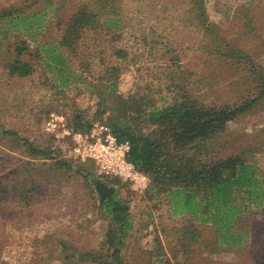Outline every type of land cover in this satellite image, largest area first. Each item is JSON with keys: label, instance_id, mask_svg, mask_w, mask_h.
<instances>
[{"label": "rangeland", "instance_id": "374dc122", "mask_svg": "<svg viewBox=\"0 0 264 264\" xmlns=\"http://www.w3.org/2000/svg\"><path fill=\"white\" fill-rule=\"evenodd\" d=\"M50 1L53 9L45 19L51 21L53 35L59 33L58 18L66 21L73 7L97 9L102 3ZM103 1L107 7L94 17L96 29L80 32L75 52L68 58L75 65L90 62V68L98 59L113 60L120 67L115 95L135 101L121 126L136 135L163 138L165 127L149 124L144 108L149 100L156 107L167 106L178 93L171 87L172 79L179 80L182 97L187 92L199 107L250 104L225 124L215 140L196 145L201 153L217 156L244 151L264 174V92L257 78L258 71L264 73V0H202L203 22L194 17L191 0ZM25 3L30 4L29 0H0V12ZM32 4L41 6L43 1ZM110 17L120 19L117 33L121 36L113 44L105 32L107 22L102 24ZM19 33L14 37H27L33 48L32 32ZM111 45L126 47V59L112 57ZM215 47L220 52L226 48L227 56L218 57ZM235 49L241 54L230 58ZM5 65L0 58V264H94L89 257L88 261L80 258L92 250L102 262L114 263L113 250L105 244L113 225L96 189L104 182L93 165H80L73 158L71 139L63 132L64 128L73 131L69 123L75 108L83 112V122L88 121L90 129L97 123L112 131L110 110L97 106L98 94L81 90L65 96L50 88L37 65L32 75L22 78L7 76ZM100 74V68L93 66L83 75L96 83ZM54 117H58L53 120L55 127L47 126ZM23 139L55 157L32 153ZM58 159L69 161V167H57ZM144 174L147 187L141 193L119 179L112 186L111 194L128 204L133 224L119 251L124 264H264V206H250L244 212L246 247L232 249L218 242L210 225L187 215H172L169 200L152 188L155 175Z\"/></svg>", "mask_w": 264, "mask_h": 264}, {"label": "trees", "instance_id": "16d2710c", "mask_svg": "<svg viewBox=\"0 0 264 264\" xmlns=\"http://www.w3.org/2000/svg\"><path fill=\"white\" fill-rule=\"evenodd\" d=\"M38 1H43V4L37 6L32 4L33 0H29V5H10L7 13L0 12V58L6 63L4 68L7 76H30L36 71L34 66L37 65L44 84H50V88L65 96L69 91L81 90L98 94L100 99L97 106L102 105L111 112L109 125L113 134L119 141H128L130 145L128 160L141 172L155 175L153 178L156 179V185L152 188L157 193L162 192L169 200L171 214L187 215L196 223L210 225L221 245L232 249L246 247L248 228L243 227V214L250 206H264V174L245 156L244 151L217 156L215 153L209 154L210 151L201 153L202 150L196 143L204 139L215 140L225 124L247 110L250 104L243 107H199L187 92L182 97L183 90L179 89V80L172 79L171 87L176 88L178 92L172 102L164 107H156L155 101L149 100V107L144 108L148 110L145 115L149 124H155L158 128L165 127L163 138L136 135L126 125L121 126V122L129 118L130 104L135 101L132 98V101L128 102L127 99L115 95L120 67L113 60L98 59L93 66L100 68L101 74L94 83L87 81L83 75L93 67L90 68V62L83 61L75 65L71 64L68 58V55L75 52L74 43L80 32L83 34L96 29L94 17L100 8L102 10L107 7V2L101 0L102 3L97 9L89 6L73 7L66 21L58 18L55 24L60 25L57 26L59 33L53 35L51 21L45 19L48 10L53 9V2ZM191 1L196 13L194 17L203 22L206 13L202 0ZM106 22L105 32L110 34L109 41L113 44L121 36L117 33L120 19L104 18L102 24ZM20 31L32 32L30 37L33 39V48L30 47L27 37H14L19 35ZM39 33L41 35H38ZM37 36L40 39L35 40ZM217 47L215 50L218 57L227 56L226 48L220 52ZM235 51L229 55L230 58L239 57L241 51ZM110 55L125 60L128 52L126 47L111 45ZM257 78L263 84L264 92V73L258 71ZM112 96V102L111 99L108 101L107 97ZM106 104L110 106L106 107ZM82 115L83 112L75 108L69 123L73 131L84 132L90 129L91 125L88 121L83 122ZM4 134L16 135L15 132L8 131H4ZM23 143L34 154L50 153L39 150L27 139H23ZM51 155L55 157L53 152ZM68 163L65 159L56 160L59 168H68ZM78 163L83 166L91 164L95 168L91 161ZM100 178L107 185H113L118 180L105 179L102 176ZM101 206L113 225L107 232L105 244L107 249L113 250L114 263L104 260L102 262L100 256L96 257V250L86 252L80 258L89 257V262L94 264H124L119 251L133 227L128 214V204L116 194H110L101 202ZM164 264L170 263L167 261Z\"/></svg>", "mask_w": 264, "mask_h": 264}, {"label": "built area", "instance_id": "2783aa9c", "mask_svg": "<svg viewBox=\"0 0 264 264\" xmlns=\"http://www.w3.org/2000/svg\"><path fill=\"white\" fill-rule=\"evenodd\" d=\"M57 118L48 121L47 126L52 124L55 127L53 120ZM63 132L71 139L69 152L77 162L91 161L98 175L103 178L119 179L128 183L135 191H145L147 176L128 160V141H119L109 127L96 123L88 133L66 128Z\"/></svg>", "mask_w": 264, "mask_h": 264}, {"label": "water", "instance_id": "95a60500", "mask_svg": "<svg viewBox=\"0 0 264 264\" xmlns=\"http://www.w3.org/2000/svg\"><path fill=\"white\" fill-rule=\"evenodd\" d=\"M96 189L100 194L101 200H104L113 191L112 186L109 185V187H108L104 183L97 184Z\"/></svg>", "mask_w": 264, "mask_h": 264}]
</instances>
